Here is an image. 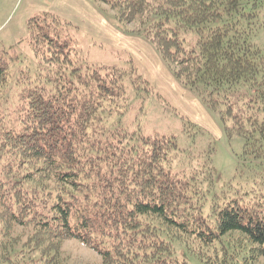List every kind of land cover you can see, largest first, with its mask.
Instances as JSON below:
<instances>
[{
  "label": "trees",
  "instance_id": "1",
  "mask_svg": "<svg viewBox=\"0 0 264 264\" xmlns=\"http://www.w3.org/2000/svg\"><path fill=\"white\" fill-rule=\"evenodd\" d=\"M137 21L176 79L207 92L256 191H212L211 149L122 123L134 68L95 66L70 22L40 11L25 21L36 70L0 42V264H68L75 239L97 264H208L264 258V0H94ZM236 233V235H233ZM231 235V239H230ZM207 251H213L208 255Z\"/></svg>",
  "mask_w": 264,
  "mask_h": 264
},
{
  "label": "rangeland",
  "instance_id": "2",
  "mask_svg": "<svg viewBox=\"0 0 264 264\" xmlns=\"http://www.w3.org/2000/svg\"><path fill=\"white\" fill-rule=\"evenodd\" d=\"M48 11L70 22L69 32L89 64L134 68L141 81L126 85L127 110L122 123L136 125L143 135L173 136L179 149L197 154L211 149V165L218 171L212 191H256L260 176L241 157L243 139L228 135L218 109L207 105V92L184 85L173 75L153 46L138 33L137 21L119 23L116 10L94 0H0V42L35 73L36 64L26 41L17 43L25 32L26 19ZM236 235V233H233ZM231 239V235H230ZM68 264H97L100 256L75 239L63 243ZM189 264H208L205 256L175 248ZM213 255V251H207ZM253 264H264L259 257Z\"/></svg>",
  "mask_w": 264,
  "mask_h": 264
}]
</instances>
